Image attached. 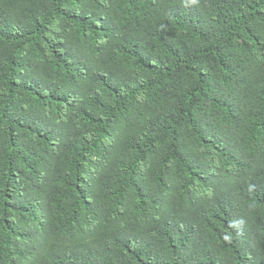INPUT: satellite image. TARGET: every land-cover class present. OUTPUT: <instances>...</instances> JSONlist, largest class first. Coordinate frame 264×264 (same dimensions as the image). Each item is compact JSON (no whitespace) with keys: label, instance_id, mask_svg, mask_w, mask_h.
<instances>
[{"label":"trees","instance_id":"trees-1","mask_svg":"<svg viewBox=\"0 0 264 264\" xmlns=\"http://www.w3.org/2000/svg\"><path fill=\"white\" fill-rule=\"evenodd\" d=\"M0 264H264V0H0Z\"/></svg>","mask_w":264,"mask_h":264}]
</instances>
